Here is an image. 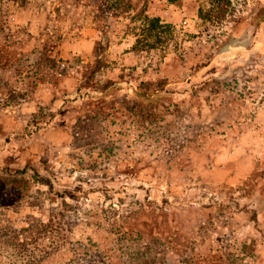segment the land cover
<instances>
[{"label":"rangeland","instance_id":"374dc122","mask_svg":"<svg viewBox=\"0 0 264 264\" xmlns=\"http://www.w3.org/2000/svg\"><path fill=\"white\" fill-rule=\"evenodd\" d=\"M87 1L0 0V239H30L37 264L98 245L114 264H264V54L252 25L230 35L258 0L214 17L217 0H153L168 39L131 52L133 34L97 43ZM122 74L166 82L161 98H105Z\"/></svg>","mask_w":264,"mask_h":264},{"label":"trees","instance_id":"16d2710c","mask_svg":"<svg viewBox=\"0 0 264 264\" xmlns=\"http://www.w3.org/2000/svg\"><path fill=\"white\" fill-rule=\"evenodd\" d=\"M152 2L153 0H88L87 2H82V6L88 8L87 10L89 13H96L94 14L93 28L96 30L94 35L97 36V43H102L107 38L108 32L115 30L121 31L125 35L133 34L136 37V43L130 52L151 49L162 51L168 39V28L170 27V23L166 22L161 15L150 12ZM233 4L232 0L224 1L223 4L221 0H217L213 3V6L207 10V13L209 12L212 17L218 12L220 15H225L227 11H230L231 14H235V7ZM229 8L231 10H229ZM204 10V7L200 8V15H203ZM233 20L234 25L230 35L239 32L244 25H252L254 49H256L259 54H264V2L258 0L247 14L240 15L239 18H234ZM216 66L217 65L213 63L205 72L207 73L210 70H214ZM99 67L101 68L102 66ZM202 76L200 78H204ZM110 83L111 85H109ZM123 83L129 85L127 87L133 91L137 101H142L144 103L159 100L158 98H161V91L166 85L164 81H158L157 84H155L156 82H153V80L139 81L137 78L134 80L132 78L125 80L124 74H122L120 78L111 79L101 87L100 90L103 92L104 97L107 98L110 96L113 87L121 88L122 86L118 85H123ZM178 98L179 97H176V99ZM47 181L50 187L54 189V184L50 182V180ZM61 196H63V194ZM60 227L59 223L56 222L54 218H51L48 222L44 220H39V223L34 222L32 226L30 224V226L23 228L21 232L28 231L30 232L28 236L31 237H34L33 235L35 233H38L39 236H45L51 231L52 234L53 231L59 232ZM131 233L132 231L126 232L128 235H131ZM0 234L5 236L8 235L6 231ZM59 244L60 242L58 241L57 245ZM9 246H11L14 252L8 249ZM113 250L114 249L110 247H105L102 250L98 245L97 250L91 252V256L94 255V260H92L91 257L88 264H90V262L92 263V261L98 264L101 258H106V264H114ZM5 255L6 257H14L15 260L13 264L17 262L18 264H37L41 260L34 251V248H31L30 239L26 237L21 240L20 235L15 236V238L0 239V261ZM141 257L142 256H139V259H141Z\"/></svg>","mask_w":264,"mask_h":264}]
</instances>
